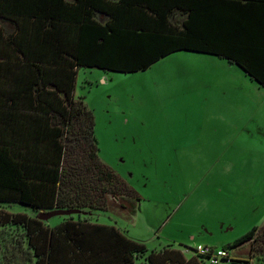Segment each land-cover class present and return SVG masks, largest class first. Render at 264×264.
Here are the masks:
<instances>
[{"label":"trees","instance_id":"16d2710c","mask_svg":"<svg viewBox=\"0 0 264 264\" xmlns=\"http://www.w3.org/2000/svg\"><path fill=\"white\" fill-rule=\"evenodd\" d=\"M179 50L225 58L264 87V0H0V204L30 208L0 209V235H16L0 257L9 264L209 259L197 251L188 258L173 244L149 249L114 224L80 218L134 212L142 197L99 156L95 114L75 95L79 69L144 71ZM53 210L72 213L53 225L40 218ZM247 243L264 257V224L234 246ZM230 257L222 260L238 262Z\"/></svg>","mask_w":264,"mask_h":264},{"label":"rangeland","instance_id":"374dc122","mask_svg":"<svg viewBox=\"0 0 264 264\" xmlns=\"http://www.w3.org/2000/svg\"><path fill=\"white\" fill-rule=\"evenodd\" d=\"M75 95L95 114L100 158L142 197L134 212L83 211L80 218L114 224L149 249L173 244L190 258L198 244L227 247L234 264H264L250 244L234 246L264 224L263 86L224 58L179 50L144 71L81 67ZM6 232L3 249L13 238Z\"/></svg>","mask_w":264,"mask_h":264},{"label":"built area","instance_id":"2783aa9c","mask_svg":"<svg viewBox=\"0 0 264 264\" xmlns=\"http://www.w3.org/2000/svg\"><path fill=\"white\" fill-rule=\"evenodd\" d=\"M194 251L200 252L204 255H209V260L213 264H219V262L225 258V257H230V254L227 249L222 248V249H215L213 247L209 246H204L202 244H198L196 248H193Z\"/></svg>","mask_w":264,"mask_h":264},{"label":"water","instance_id":"95a60500","mask_svg":"<svg viewBox=\"0 0 264 264\" xmlns=\"http://www.w3.org/2000/svg\"><path fill=\"white\" fill-rule=\"evenodd\" d=\"M70 213H72V212L71 211H65V210H53V211H50V212H42L40 214V218L45 219V220H49L53 216L65 215V214H70Z\"/></svg>","mask_w":264,"mask_h":264},{"label":"crops","instance_id":"0c3cea01","mask_svg":"<svg viewBox=\"0 0 264 264\" xmlns=\"http://www.w3.org/2000/svg\"><path fill=\"white\" fill-rule=\"evenodd\" d=\"M204 53V52H203ZM206 54H208V53H206ZM211 55H213V54H211ZM217 56V55H216ZM225 59V58H224ZM225 60H227V59H225ZM228 61V60H227ZM229 62V61H228ZM229 63H231V62H229ZM231 64H233V63H231ZM234 64H236V63H234ZM238 65V64H237ZM239 66V65H238ZM240 67V66H239ZM243 69V68H242ZM244 70V69H243ZM245 71V70H244ZM245 73L251 78V79H253L246 71H245ZM254 80V79H253ZM257 82V81H256ZM258 83V82H257ZM259 84V83H258ZM260 85V84H259ZM158 249V248H157Z\"/></svg>","mask_w":264,"mask_h":264}]
</instances>
